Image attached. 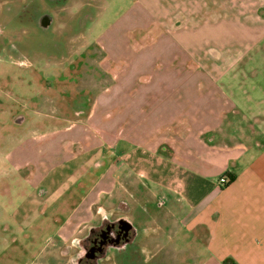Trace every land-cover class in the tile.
Listing matches in <instances>:
<instances>
[{"label":"crops","instance_id":"obj_1","mask_svg":"<svg viewBox=\"0 0 264 264\" xmlns=\"http://www.w3.org/2000/svg\"><path fill=\"white\" fill-rule=\"evenodd\" d=\"M134 3L137 7L127 11L121 22L124 27L107 39L105 55L99 61L107 83L88 113L96 120L97 132L90 124H75L48 133L56 139L62 137L61 141L72 139L68 144L77 139H73L76 134L82 135L76 141L83 143L79 153L59 141L73 157H83L73 170L79 174L75 182L85 175L83 168L107 159L101 153L102 137H108L112 149L120 142L132 144L123 151L125 157H139L140 150L151 152L190 171L193 176L186 179L190 197L203 189V183L223 174L233 176L224 186L211 184L189 210L182 208L185 197L180 187L174 204L164 199V213L154 208H130L127 215L142 228L150 261L264 264V145L259 141L249 145L238 136L237 124L247 111L249 97H243L247 82L264 74V0ZM123 50L124 63H120L116 54ZM257 102L255 112L251 105L248 108L263 128L264 98L255 97L252 103L257 106ZM63 133L69 136H59ZM259 133L262 135V130ZM251 151L257 153L243 161ZM115 156L116 160L122 157ZM108 176L115 186L119 183V177L106 170L57 231L66 234L88 221L93 206L107 192L100 185ZM126 177L125 182L134 179ZM39 186L36 183L31 195L36 203L48 193L46 187ZM164 191L170 201V194ZM183 229L193 232L208 256L202 249L187 250L177 244ZM155 230L159 231L156 235Z\"/></svg>","mask_w":264,"mask_h":264},{"label":"rangeland","instance_id":"obj_2","mask_svg":"<svg viewBox=\"0 0 264 264\" xmlns=\"http://www.w3.org/2000/svg\"><path fill=\"white\" fill-rule=\"evenodd\" d=\"M84 3L86 11H83ZM39 7L54 17L49 31L40 28L35 21V5L23 10L18 4L0 0V264H69L65 253L72 250L73 238L81 234L77 229L92 223L100 207L124 211L154 208L164 213L167 208L164 199L174 204L182 187L181 195L185 197L182 208L189 210L197 197L208 192L211 184L219 182L218 178L208 181L209 184L203 183V189L190 197L186 183V179L193 176L190 171L151 152L140 150L139 157H125L123 151L133 145L120 142L117 149H112L108 137H102L100 142L101 153L106 154L107 159H100L97 166L82 169L87 178L94 179L87 180L83 175L84 179L79 180L82 183L75 182L79 174H73V170L76 171L83 157H73L72 152L61 148L62 137L56 139L48 132L75 124H90L97 132L96 120L88 113L95 107L101 86L107 83L99 61L105 55L107 39L114 36L119 27H124L121 22L127 11L137 4L134 0H65L52 4L39 0ZM78 18L83 22L79 23ZM122 43L118 40L119 45ZM124 57L125 50L116 54L120 63H124L121 60ZM245 88L243 97L249 99L245 102L244 118L237 120L241 132L238 136L249 145L256 141L264 145V126L258 127L259 120L252 115L259 107L258 102L257 106L252 103L254 98L259 95L264 98V74L247 82ZM20 116L23 119L19 120ZM63 135L68 137L69 133L59 136ZM81 136L76 134L73 139L80 140ZM77 139L72 144L67 143L72 139L61 142H66L63 146L67 149L73 148L79 153L83 143H77ZM256 153L251 151L243 161H249ZM115 155L122 157L116 160ZM30 162L34 165L29 166ZM106 170L118 176L119 183L115 186L108 176L100 185L107 192H103L93 206L88 221L66 234L57 231ZM127 175L134 179L125 182ZM36 183L48 190L37 200L38 204L31 198ZM164 190L170 194V201ZM157 233L159 231L155 230L153 234ZM177 244L182 249H202L204 256L209 255L203 244L194 239L193 232L183 229ZM150 264L163 263L155 260Z\"/></svg>","mask_w":264,"mask_h":264},{"label":"flooded vegetation","instance_id":"obj_3","mask_svg":"<svg viewBox=\"0 0 264 264\" xmlns=\"http://www.w3.org/2000/svg\"><path fill=\"white\" fill-rule=\"evenodd\" d=\"M13 5L22 6L26 10L28 6L35 5L34 16L38 26L45 31L54 24V17L48 12H42L39 0H7ZM47 3L63 2L65 0H45ZM83 11L86 4L82 5ZM86 11V10H85ZM83 14H79L80 17ZM51 17V23L47 24V16ZM80 22V18H78ZM80 25V24H79ZM128 211L114 208L98 209L95 220L87 227H79L81 234L72 240V250L65 253L69 264H150L147 254L148 247L143 244V230L136 225L127 215ZM83 229V230H82ZM166 264L163 261H157Z\"/></svg>","mask_w":264,"mask_h":264},{"label":"built area","instance_id":"obj_4","mask_svg":"<svg viewBox=\"0 0 264 264\" xmlns=\"http://www.w3.org/2000/svg\"><path fill=\"white\" fill-rule=\"evenodd\" d=\"M229 181H230V177L228 176V175H226V174H223L220 178H219V183L221 184V185H226V184H228L229 183Z\"/></svg>","mask_w":264,"mask_h":264},{"label":"water","instance_id":"obj_5","mask_svg":"<svg viewBox=\"0 0 264 264\" xmlns=\"http://www.w3.org/2000/svg\"><path fill=\"white\" fill-rule=\"evenodd\" d=\"M46 21H47V24H48V25L51 23V17H50V15H49V16H47V19H46ZM21 119H23V117H22V116H20V117H19V120H21Z\"/></svg>","mask_w":264,"mask_h":264},{"label":"trees","instance_id":"obj_6","mask_svg":"<svg viewBox=\"0 0 264 264\" xmlns=\"http://www.w3.org/2000/svg\"><path fill=\"white\" fill-rule=\"evenodd\" d=\"M230 179L232 180L233 179V176H230Z\"/></svg>","mask_w":264,"mask_h":264}]
</instances>
